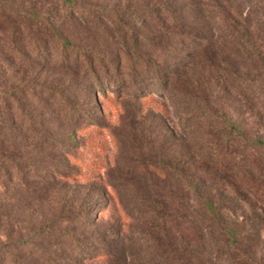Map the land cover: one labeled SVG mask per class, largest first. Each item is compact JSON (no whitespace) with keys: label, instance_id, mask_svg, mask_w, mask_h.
I'll return each mask as SVG.
<instances>
[{"label":"rangeland","instance_id":"374dc122","mask_svg":"<svg viewBox=\"0 0 264 264\" xmlns=\"http://www.w3.org/2000/svg\"><path fill=\"white\" fill-rule=\"evenodd\" d=\"M73 1L0 0V264H264V0Z\"/></svg>","mask_w":264,"mask_h":264},{"label":"trees","instance_id":"16d2710c","mask_svg":"<svg viewBox=\"0 0 264 264\" xmlns=\"http://www.w3.org/2000/svg\"><path fill=\"white\" fill-rule=\"evenodd\" d=\"M58 1L61 2V3H64V4L65 3L74 4L73 0H58ZM52 29L54 31L55 36L58 37L57 31L54 28H52ZM242 33L243 34H241V36L246 41H248L250 43V46H251L252 50L256 54H259L263 58V51H262V49L259 48L258 41L253 43L250 40L246 30H244ZM78 52H80V51H78ZM81 54H83V53L81 52ZM83 56H84V54H83ZM262 62H264V60H262ZM157 74H158V72H157ZM164 76L166 77V73H161V75L157 79L162 82V81H164ZM97 81L99 82V80H97ZM98 82H97V85H98ZM222 121H223V124L225 125V127L227 128V130L229 132V133H227V135L229 137H242V138H244L243 132L240 131V128H237L233 124H230L228 122L229 120L226 119V118H222ZM4 139L7 140L9 138H8V136H6L2 132H0V144L2 146L5 145V143H4L5 140ZM8 142H9V140H8ZM245 142H246V144H248L247 140H245ZM254 145L255 146L248 147V149H253L254 147L255 148L259 147V148L264 150V139L263 140L254 141ZM9 162H12L11 158L6 156L2 152V148H0V175L3 176V175H5V173L8 174V167L6 166V164L9 163ZM221 179H223V178H221ZM184 181H185L186 185L189 187V189H191V191L194 193V197H195L196 201H198V203L201 204V206H203V208L207 211V214L209 215L210 220H214L215 222H219V223L223 224L224 221L226 220V218L228 217V214L225 213V210L229 211V213L230 214L232 213V215H233L232 210L221 206L219 203H217L215 201V198L213 196L209 197V196L205 195L204 193H202L200 191L198 186L193 185L192 182H190L186 178H184ZM224 182L228 183L229 181L224 180ZM224 182L216 181L215 184H217V183L225 184ZM228 186L230 187L231 190L230 191L226 190L227 194L229 196H231V198L235 197L236 201H239L240 204L243 205L242 206L243 214L235 215V216L233 215V217L236 220H243V219H246V218L251 219L252 217L258 218V219H260V218L262 219V214L264 212L263 208L254 207L253 204H251L245 198L246 196H244V194L242 192L232 188L229 184H228ZM246 211L248 213H246ZM227 232L229 234L230 243H231V248L230 249L235 251L236 254L239 256L240 264H242V263L243 264L251 263L252 260L249 258L248 252L243 249V246L240 243L241 239L239 238V233H237L236 231L232 230L231 228H229L227 230ZM187 253L188 254H184L183 253V255H184L183 259H186L185 261H189V263L195 264L196 262L193 259H195L196 257H200L201 258V256H199L198 254H196L194 252H187ZM97 257H102V258L108 259L110 257V253L109 252H100V253L97 254L96 258ZM207 257H208V255L207 256H203V258H201V260L198 261V264H208L209 262L206 261ZM88 258H89V256H87V257L83 256L82 257V259H84V260H86ZM66 263L67 264H77L76 260H74L72 258H69V260ZM83 264H84V261H83Z\"/></svg>","mask_w":264,"mask_h":264}]
</instances>
